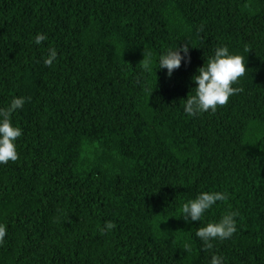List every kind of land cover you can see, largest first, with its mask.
I'll return each instance as SVG.
<instances>
[{"label":"trees","instance_id":"trees-1","mask_svg":"<svg viewBox=\"0 0 264 264\" xmlns=\"http://www.w3.org/2000/svg\"><path fill=\"white\" fill-rule=\"evenodd\" d=\"M184 44L190 63L155 70ZM222 45L245 58L242 91L188 116ZM17 96L0 264H264V0H0V108ZM202 191L229 198L185 221ZM230 211L236 232L207 248L197 229Z\"/></svg>","mask_w":264,"mask_h":264},{"label":"clouds","instance_id":"clouds-1","mask_svg":"<svg viewBox=\"0 0 264 264\" xmlns=\"http://www.w3.org/2000/svg\"><path fill=\"white\" fill-rule=\"evenodd\" d=\"M47 37L44 34H37L35 42L42 43ZM246 51H249L246 49ZM56 52L52 50L45 63L51 65L55 59ZM143 69L150 72L152 70V53L148 52L144 56ZM191 57L188 45L169 48L162 53L158 60V68L166 69V74L170 78L174 71L179 69L182 63H190ZM247 63L243 55L232 52L227 45L216 48L214 55L210 57L203 66L198 67L197 73L193 75L195 82L194 94L188 95L184 102V112L188 116L215 112L218 106L228 103L230 96L242 91L241 88L233 85L245 75ZM157 72V71H156ZM26 98L13 97L9 105L0 108V164L18 159L17 139L22 135V129L13 124L12 115L17 110L24 107ZM228 194L222 191H202L195 198L183 204L181 212L185 221H201L204 214L218 201L228 200ZM236 211H230L219 221L209 222L203 227H199L195 233L207 248H211L212 241L216 239L224 240L232 237L237 230ZM116 227L112 221H107L101 231H110ZM7 235V227L0 224V244H3ZM187 247V246H186ZM212 264H221L220 258L213 257Z\"/></svg>","mask_w":264,"mask_h":264}]
</instances>
